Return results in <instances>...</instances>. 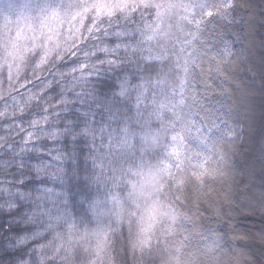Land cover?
<instances>
[{"label":"clouds","instance_id":"obj_1","mask_svg":"<svg viewBox=\"0 0 264 264\" xmlns=\"http://www.w3.org/2000/svg\"><path fill=\"white\" fill-rule=\"evenodd\" d=\"M0 264H264V0H0Z\"/></svg>","mask_w":264,"mask_h":264}]
</instances>
